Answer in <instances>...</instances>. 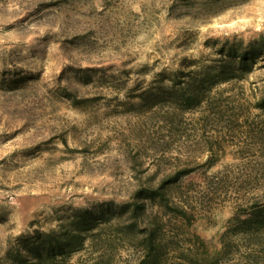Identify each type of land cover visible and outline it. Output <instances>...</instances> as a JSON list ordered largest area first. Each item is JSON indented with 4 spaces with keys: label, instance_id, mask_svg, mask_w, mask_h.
<instances>
[{
    "label": "rangeland",
    "instance_id": "374dc122",
    "mask_svg": "<svg viewBox=\"0 0 264 264\" xmlns=\"http://www.w3.org/2000/svg\"><path fill=\"white\" fill-rule=\"evenodd\" d=\"M245 52L241 79L184 108L178 91ZM263 95L264 0H0V257L177 169L216 254L235 212L264 202ZM116 243L115 264L140 254Z\"/></svg>",
    "mask_w": 264,
    "mask_h": 264
},
{
    "label": "trees",
    "instance_id": "16d2710c",
    "mask_svg": "<svg viewBox=\"0 0 264 264\" xmlns=\"http://www.w3.org/2000/svg\"><path fill=\"white\" fill-rule=\"evenodd\" d=\"M234 56L241 59L238 69L206 70L193 89L177 92L184 108L202 104L217 82L241 79L257 58L254 52ZM256 105L264 108V95ZM183 174L177 169L156 184L143 183L118 206L78 208L56 226L10 236L0 264H115L117 241L140 252L126 264H264V202L252 203L246 215L235 212L214 254L195 229L200 205L183 189Z\"/></svg>",
    "mask_w": 264,
    "mask_h": 264
}]
</instances>
